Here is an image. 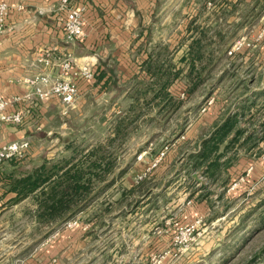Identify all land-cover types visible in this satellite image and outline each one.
Here are the masks:
<instances>
[{
	"label": "rangeland",
	"instance_id": "374dc122",
	"mask_svg": "<svg viewBox=\"0 0 264 264\" xmlns=\"http://www.w3.org/2000/svg\"><path fill=\"white\" fill-rule=\"evenodd\" d=\"M263 22L254 16L226 29V53L217 52L213 28L195 67L192 55L181 61V53L159 48L156 65L165 74L153 68L122 83L111 77L69 109L60 134L44 136V171L82 162L90 192L74 216L57 223L39 217L36 196L14 200L5 216L10 227L0 228V241L13 238V264L26 263L14 258L25 245L43 243L68 222L84 233L72 264H264V41L236 58L227 54L234 41L261 40ZM249 96L253 103L244 102ZM252 112L254 120H244ZM238 115L222 157L234 165L217 180L191 169V180L189 155L216 122ZM248 134L254 138L245 146Z\"/></svg>",
	"mask_w": 264,
	"mask_h": 264
},
{
	"label": "crops",
	"instance_id": "0c3cea01",
	"mask_svg": "<svg viewBox=\"0 0 264 264\" xmlns=\"http://www.w3.org/2000/svg\"><path fill=\"white\" fill-rule=\"evenodd\" d=\"M1 1L9 7L6 26L0 34V94L3 97L9 99L30 92L24 81L42 71L37 60L43 54L54 58L55 65L48 70L52 76L62 73L59 64L67 58L72 60L74 70L88 66L95 72L92 81L76 80L79 95L68 109L56 97L45 100L35 97L32 103L9 108L21 111L23 123L4 124L0 128V145L29 140L30 149L25 158L0 166V228L4 229L12 221L7 222L5 216L13 215V201L19 197L13 192L14 180L32 174L43 164L47 149L44 136L60 134L57 129L62 126L58 122L65 119L69 109L79 108L87 95L109 84L111 77L122 83L135 75H146L148 68L155 65L159 48L181 53L183 57L188 55L194 42L206 47L203 40H209L214 28L212 38L217 40V52L226 53V29L239 30L254 16L264 21V0H68V4L63 0ZM71 6L84 8L85 34L80 40L65 37L63 26ZM256 35L261 40L253 48L264 41V22ZM238 36L241 37L240 32ZM183 39L186 41L182 42ZM248 60L252 58H245ZM63 78L73 80L74 76L70 73ZM251 99L254 96L245 98L244 102L253 103ZM209 117L213 123L216 116ZM254 117L252 112L244 120L252 121ZM83 238L81 228L59 226L52 229L43 243L25 245L14 258L24 256L26 264H72V252ZM7 239L9 242L0 241V264L15 262L13 238Z\"/></svg>",
	"mask_w": 264,
	"mask_h": 264
},
{
	"label": "trees",
	"instance_id": "16d2710c",
	"mask_svg": "<svg viewBox=\"0 0 264 264\" xmlns=\"http://www.w3.org/2000/svg\"><path fill=\"white\" fill-rule=\"evenodd\" d=\"M199 45L200 42H194L193 48L189 51L188 55L181 58V61H187L188 57L192 55L191 66L195 67L194 61L199 57ZM195 46L198 47L196 55L193 54ZM153 68L159 70L161 67H157L155 62ZM152 69L151 67L148 68L151 74H153ZM161 70L159 72H163ZM155 73H158V71ZM175 76H178V74ZM163 88H167V85H164ZM239 121L238 115L229 117L224 122L215 123L214 132L209 138L203 139L200 142L199 151L196 154L189 155L190 173L188 172V177L191 180H193L191 169H201L212 180H217L221 179L222 175L227 173L229 168L234 165V159L227 158L223 160L222 157L226 154L225 150L231 147L230 144L234 143L232 141L233 137L229 142H225V139L232 131H235L234 129H237L236 125ZM242 132V130H236V136ZM253 138L252 135L248 134V137L245 138L242 144L246 146L248 143H251ZM219 151L220 153H218ZM72 162H70L69 167L65 168L57 165L53 166L55 172L51 174H46L44 170H46L47 164L43 162L32 174L14 180L13 192L18 193L19 197L17 199L32 195L36 196L39 202V217L50 223L63 222L74 216L82 208L80 206L84 203L86 195L90 192L89 184L91 180L87 178V173H85L81 164L82 162ZM227 182L226 177L221 180L222 185H225Z\"/></svg>",
	"mask_w": 264,
	"mask_h": 264
},
{
	"label": "built area",
	"instance_id": "2783aa9c",
	"mask_svg": "<svg viewBox=\"0 0 264 264\" xmlns=\"http://www.w3.org/2000/svg\"><path fill=\"white\" fill-rule=\"evenodd\" d=\"M64 4H68V0H63ZM9 7L0 0V34L3 33L8 19ZM84 8L71 6L68 9L66 19L64 21V33L67 40H80L84 37V22H83ZM260 39V38H258ZM252 43L240 39L233 43L232 47L227 51L228 55H234L240 52L245 47H252ZM38 65L42 71L24 81L30 88V92L24 96H14L12 98H5L0 94V128L4 124L20 125L23 123V114L21 111H10V107L19 105L24 102L32 103L33 98L45 100L49 97L58 98L64 107L67 109L72 107L78 98L79 88L77 81L79 79L92 81L95 78V72L88 66L73 69V63L70 58L60 62V69L62 73L58 76H52L48 70L54 65V58L50 54H43L37 60ZM73 80L64 79L63 76L70 74ZM66 109V110H67ZM30 149L29 140H18L0 145V166L12 160H20L27 156ZM77 222H68L64 228L72 229ZM16 264H26L22 260H17Z\"/></svg>",
	"mask_w": 264,
	"mask_h": 264
}]
</instances>
